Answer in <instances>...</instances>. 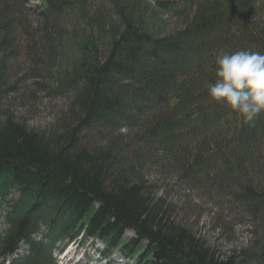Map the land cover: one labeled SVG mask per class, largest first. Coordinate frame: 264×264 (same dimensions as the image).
Here are the masks:
<instances>
[{
    "label": "trees",
    "instance_id": "1",
    "mask_svg": "<svg viewBox=\"0 0 264 264\" xmlns=\"http://www.w3.org/2000/svg\"><path fill=\"white\" fill-rule=\"evenodd\" d=\"M39 1L0 0V69L18 29L32 66L58 70L71 95L67 119L48 132L0 121V264L10 256L8 264H57V245L78 237L100 242L105 258L118 250L135 264H245L235 254L218 258L170 220L137 181L136 165L124 169L117 152L130 135L136 161L143 143L186 160L193 177L218 163L226 182L239 185L236 200L264 221V192L238 176L264 165V113L245 123L209 94L218 54H264V0ZM25 10L37 19L28 30ZM163 17L183 22L163 32ZM85 131L100 145L80 146ZM203 136L206 157L186 145Z\"/></svg>",
    "mask_w": 264,
    "mask_h": 264
},
{
    "label": "rangeland",
    "instance_id": "2",
    "mask_svg": "<svg viewBox=\"0 0 264 264\" xmlns=\"http://www.w3.org/2000/svg\"><path fill=\"white\" fill-rule=\"evenodd\" d=\"M98 1L105 5L107 0ZM30 5L37 6L39 2L30 0ZM260 14L264 20V10ZM21 18L25 21L27 30L37 21L36 16L26 10ZM182 22L183 19L180 18L163 17L161 31L180 27ZM12 36L14 41L12 40V47L6 56L9 59L0 69V121L10 118L35 131L48 132L49 127L57 123L58 117L67 119L64 113L68 111L70 89L64 79L56 75L58 70L32 66L24 54V36L20 30H13ZM223 122L226 124L219 123L215 129V136L218 138L223 137L224 126L226 125V129L229 127L228 120ZM129 138L130 135L121 139L124 145L118 146L117 153L124 163L123 168L129 171L128 167L134 164L137 166H134L137 181L151 199H159L167 207L170 220L191 231L220 259L235 254L245 264H264V221L261 216L250 214L236 200L239 185L226 182L229 180L220 172L218 163H214L205 173L193 177L185 172L186 160L166 156L158 147L147 148L143 143L136 145L142 152L139 153L141 158L136 161L128 147L131 145ZM202 138L190 139L186 145L189 150L191 148V152L198 150L206 157L210 155L211 145L206 141L207 136ZM199 142H203L204 147L199 149ZM78 144L94 147L99 146L100 142L97 136L85 131ZM185 157L189 160L190 156L185 154ZM254 162L255 159L251 161L252 164ZM238 176L241 183L250 182L252 187L254 185V188L264 192V165L261 171L252 166L246 167L242 175ZM3 228L5 225L0 218V230ZM124 236L130 238L134 235L126 231ZM23 249L24 246L21 245L20 251ZM100 249V242L78 237L72 243L57 245L53 256L57 264H135L134 259L125 258L118 250H113L105 258L100 254ZM252 253V259H244V256ZM11 258L12 256L7 258L5 264Z\"/></svg>",
    "mask_w": 264,
    "mask_h": 264
},
{
    "label": "clouds",
    "instance_id": "3",
    "mask_svg": "<svg viewBox=\"0 0 264 264\" xmlns=\"http://www.w3.org/2000/svg\"><path fill=\"white\" fill-rule=\"evenodd\" d=\"M216 81L209 87L211 98L227 103L253 124L264 113V54L250 50L216 56Z\"/></svg>",
    "mask_w": 264,
    "mask_h": 264
},
{
    "label": "bare ground",
    "instance_id": "4",
    "mask_svg": "<svg viewBox=\"0 0 264 264\" xmlns=\"http://www.w3.org/2000/svg\"><path fill=\"white\" fill-rule=\"evenodd\" d=\"M19 249V248H18Z\"/></svg>",
    "mask_w": 264,
    "mask_h": 264
}]
</instances>
